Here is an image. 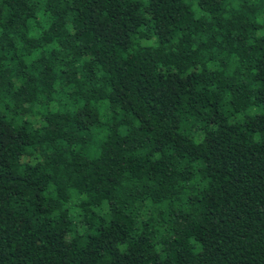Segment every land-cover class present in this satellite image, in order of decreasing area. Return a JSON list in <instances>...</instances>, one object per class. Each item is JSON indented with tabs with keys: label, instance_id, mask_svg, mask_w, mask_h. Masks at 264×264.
Returning a JSON list of instances; mask_svg holds the SVG:
<instances>
[{
	"label": "trees",
	"instance_id": "obj_1",
	"mask_svg": "<svg viewBox=\"0 0 264 264\" xmlns=\"http://www.w3.org/2000/svg\"><path fill=\"white\" fill-rule=\"evenodd\" d=\"M0 264H264V0H0Z\"/></svg>",
	"mask_w": 264,
	"mask_h": 264
}]
</instances>
